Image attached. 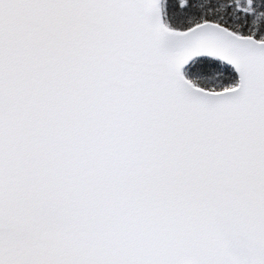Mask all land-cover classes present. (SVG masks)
<instances>
[{"label": "snow or ice", "instance_id": "obj_1", "mask_svg": "<svg viewBox=\"0 0 264 264\" xmlns=\"http://www.w3.org/2000/svg\"><path fill=\"white\" fill-rule=\"evenodd\" d=\"M0 264H264V0H0Z\"/></svg>", "mask_w": 264, "mask_h": 264}]
</instances>
